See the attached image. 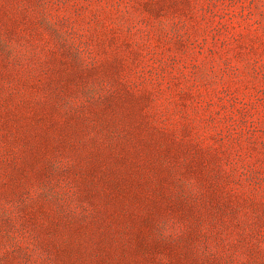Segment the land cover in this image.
<instances>
[{
	"label": "rangeland",
	"instance_id": "rangeland-1",
	"mask_svg": "<svg viewBox=\"0 0 264 264\" xmlns=\"http://www.w3.org/2000/svg\"><path fill=\"white\" fill-rule=\"evenodd\" d=\"M0 264H264V0H0Z\"/></svg>",
	"mask_w": 264,
	"mask_h": 264
}]
</instances>
